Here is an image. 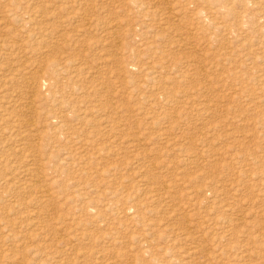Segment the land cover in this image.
I'll use <instances>...</instances> for the list:
<instances>
[{"label": "rangeland", "instance_id": "obj_1", "mask_svg": "<svg viewBox=\"0 0 264 264\" xmlns=\"http://www.w3.org/2000/svg\"><path fill=\"white\" fill-rule=\"evenodd\" d=\"M168 1L0 0V264H264V0Z\"/></svg>", "mask_w": 264, "mask_h": 264}, {"label": "bare ground", "instance_id": "obj_2", "mask_svg": "<svg viewBox=\"0 0 264 264\" xmlns=\"http://www.w3.org/2000/svg\"><path fill=\"white\" fill-rule=\"evenodd\" d=\"M155 1H156V0H152V2H155ZM162 1H163V0H162ZM164 1H165V0H164ZM169 1H170V0H169ZM169 1H168V2H169ZM158 3H159V2H158ZM169 3H170V2H169ZM53 5H55V4H53ZM168 5H169V4H168ZM50 6H51V5H49V7H50ZM43 8H45V7H43ZM50 8H51V7H50ZM45 9H46V8H45ZM48 9H49V8H48ZM60 9H61V8H60ZM60 9H59V10H60ZM66 9H67V8H66ZM66 9H65V10H66ZM169 9H170V8H169ZM38 10H39V9H38ZM55 10H56V9H55ZM62 10H63V8L61 9V12H62ZM41 11H42V10H41ZM48 11H49V10H48ZM50 11H53V13L55 12L53 9L50 10ZM50 11H49V12H50ZM57 11H58V10H57ZM174 11H176V10H174ZM38 12H39V11H38ZM35 13H36V12H35ZM35 13H34V15H35ZM40 13H41V12H40ZM40 13H39V14H40ZM51 13H52V12H51ZM53 13H52V14H53ZM55 13L57 14V12H55ZM161 13H162V12H161ZM166 13H167V12H166ZM39 14H38V15H39ZM47 14H49V13H47ZM59 14H62V13H60V11H59ZM156 14H158V12H157ZM36 15H37V14H36ZM57 15H58V14H57ZM161 15H163V14H161ZM167 15H168V14H167ZM48 16H49V15H48ZM54 16H55V15H54ZM165 16H166V15H165ZM165 16H164V17H165ZM49 17H50V16H49ZM162 17H163V16H162ZM164 17H163V18H164ZM31 18H32V17H31ZM56 18H58V17L56 16ZM33 19H34V18H33ZM47 19H48V18H47ZM167 19H168V16H167ZM167 19L164 18V20H167ZM35 20H36V19H35ZM35 20H34V21H35ZM45 20H46V19H45ZM48 20H49V19H48ZM54 20H57V19H54ZM46 21H47V20H46ZM49 21L51 22L52 19H50ZM38 22H39V21H38ZM52 22H55V21H52ZM166 22H167V21H166ZM34 23H35V22H34ZM47 23H48V22H47ZM167 23H168V22H167ZM52 24H53V23H52ZM53 25H54V24H53ZM42 26H43V24H42ZM42 26H41V27H42ZM49 27H50V26H49ZM38 28H40V27H38ZM47 28H48V27H47ZM41 29H42V28H41ZM167 61H168V60H167ZM150 62H151V61H150ZM162 62H163V61H162ZM151 63H152V62H151ZM152 64H153V63H152ZM158 64H159V63H158ZM158 64H157V65H158ZM157 65H156V66H157ZM151 66H152V65H151ZM158 66H159V65H158ZM162 66H163V65H162ZM162 66H161V67H162ZM148 67H149V66H148ZM161 67H160V68H161ZM143 70H144V69H143ZM145 70H146V69H145ZM148 70H150V69H148ZM153 71H154V70H153ZM153 71H152V72H153ZM159 71H160V70H159ZM145 72H146V71H145ZM145 72H144V74H145ZM152 72H151V73H152ZM155 72H156V71H155ZM160 72H161V71H160ZM156 73H157V72H156ZM158 73H159V72H158ZM164 73H165V72H164ZM152 74H153V76H155L154 73H152ZM160 74H161V73H160ZM167 74H168V72H167ZM147 75H148V76H147L148 78H146V77H145V78L150 80V79L152 78L151 74L149 75V72H148ZM161 75H162V74H161ZM158 76L160 77V75H158ZM163 77H164V75H163ZM142 78H143V77H142ZM157 78H158V77H156L155 79H157ZM168 78H170V77H168ZM152 79H153V78H152ZM164 79H166V78H164ZM141 80H142V79H141ZM149 80H147V81H149ZM157 80H159V79H157ZM170 80L172 81V79H170ZM150 81H152V80H150ZM165 81H166V83H168L167 80H165ZM165 81H164V80L161 81V79H160V82H163V84H164ZM142 82H144V81H142ZM153 82H155V81H153ZM153 82H152V83H153ZM174 82H176V81H174ZM174 82H172V83H174ZM147 83H148V82H147ZM172 83H170V85H171ZM138 84H139V83H138ZM142 84H143V83H142ZM144 84H145V83H144ZM149 84H150V83H149ZM149 84H148V85H149ZM155 84H156V83H155ZM163 84H162V85H163ZM175 84H177V83H175ZM160 85H161V84H160ZM166 85H167V84H166ZM136 86H137V84H136ZM151 86H152V85H151ZM151 86H148V87H151ZM137 87H138V86H137ZM137 87H136V90L140 89V88H137ZM148 87H147V88H148ZM159 87H160V86H159ZM159 87H158V88H159ZM158 88H156V90H158ZM161 88H162V89H161ZM161 88H159V90H160V89L162 90V92H161L160 94H162L163 92H165L167 95H169V94H171V91L174 90V89H171V88L168 87V86H166V87L164 86V87H161ZM172 88H173V87H172ZM142 89H143V88H142ZM142 89H141V90H142ZM145 89H146V88H145ZM148 89H149V88H148ZM148 89H147V91H148ZM150 90H151V89H150ZM138 91H139V90H138ZM142 91H143V90H142ZM154 92H155L156 94H158V93H157L158 91H154ZM154 92H152V93H154ZM175 92H177V91H175ZM175 92L173 91L172 96L174 95ZM155 93H154V95H155ZM164 95H165V94H164ZM151 96H153V94H151ZM153 97H154V96H153ZM169 97H170V95H169ZM156 98H157V97H155V99H156ZM153 101H154V99H153ZM154 104H157V103H156V100H155V103H154ZM151 105H152V103H151ZM154 106H156V105H154ZM83 113H84V112H83ZM59 118H60V117H59ZM59 118H58V120H59ZM62 118H63V117H62ZM60 119H61V118H60ZM63 119H64V118H63ZM63 119H62V120H63ZM60 121H61V120H60ZM108 121H109V120H108ZM66 122H67V120H66ZM66 122H65V123H66ZM106 122H107V121H106ZM106 122H104V123H106ZM109 122H110V121H109ZM62 123H64V122H62ZM67 123H68V122H67ZM110 124H111V123H110ZM61 125H62V124H61ZM64 125H65V124H64ZM67 125H68V124H67ZM67 125H65V126L68 127ZM69 126H71V125H69ZM62 128H63V130H64V126H63ZM68 128H69V127H68ZM66 129H67V128H66ZM74 129H75V128H74ZM74 129H73V130H74ZM67 130H68V129H67ZM46 189H47V188H46ZM46 191H48V190H46ZM149 191H150V190H149ZM44 192H45V191H44ZM38 193H39V192H38ZM41 193H42V191H41ZM43 194H44V193H43ZM44 195H46V194H44ZM46 197H47V196H46ZM0 205H1V204H0ZM1 206H3V205H1ZM5 207H6V206H5ZM1 208H3V207H1ZM11 208H12V207H11ZM11 208H10V209H11ZM5 209H7V207H6ZM2 210H3V209H2ZM19 210H20V209H19ZM4 211H5V210H4ZM8 211H9V210H8ZM19 212H20V211H19ZM4 213H5V212H4ZM32 213H33V212H32ZM46 213H47V212H46ZM0 214H1V216H2V213H0ZM34 214H35V213H34ZM5 215H6V214H5ZM29 215H31V214H29ZM6 216H7V215H6ZM8 216H9V215H8ZM20 216H21V215H20ZM35 216H36V215H35ZM39 216H40V215H39ZM3 217H5V216H3ZM7 218H8V217H7ZM14 218H15V217H14ZM18 218H19V217H18ZM2 219H3V218H2ZM32 219H33V218H32ZM8 220H9V219H8ZM2 221H3V220H2ZM10 221H11V220H10ZM0 222H1V220H0ZM11 222H12V221H11ZM11 222L8 221V224H6L7 226H5V227H8V229H6V230H8L7 232H9V233H6V232H5V233L2 235V237H0L1 239L3 238V236H4V237L6 236L7 238H8V237L11 238V236H12L13 239L16 237V236L14 237V231H15V230L13 229V228H14V223H13V222L11 223ZM15 222H16V221H15ZM2 223H3V222H2ZM4 223H5V222H4ZM4 223H3V224H4ZM17 224H18V223H17ZM35 224H37V223H35ZM4 225H5V224H4ZM1 226H2V224H1ZM67 226H68V225H67ZM72 226H73V225H72ZM72 226H71V227H72ZM5 227H2V228H5ZM37 227H38V226H37ZM41 227H42V226H41ZM41 227H40V228H41ZM56 227H57V226H56ZM68 227H70V225H69ZM75 227H77V226H75ZM15 229H16V228H15ZM47 229H49V228H47ZM70 229H71V228H70ZM10 230H11V233H10ZM76 230H77V229H76ZM71 231H72V230H71ZM1 232H2V231H1ZM1 232H0V234H2ZM35 235H36V234H35ZM45 237H46V236H45ZM16 238H17V237H16ZM16 238H15V239H16ZM18 238H20V237H18ZM1 239H0V240H1ZM4 239H5V238H4ZM15 239H14V240H15ZM6 240H7V241H6V243H7L9 240H8V239H6ZM16 240H17V239H16ZM9 243H10V242H9ZM11 243H12V242H11ZM0 245H1V244H0ZM5 245H6V244H5ZM9 245H10V244H9ZM3 246H4V245H3ZM7 246H8V245H7ZM8 247H9V246H8ZM39 247H40V246H39ZM10 248H11V247H10ZM30 249H31V248H30ZM37 250H38V249H37ZM217 250H218V249H217ZM34 251L36 252V249H35ZM32 252H33V251H32ZM37 252H38V251H37ZM33 253H34V252H33ZM53 256H54V255H53ZM53 256H52V257H53ZM52 257H50V260H51ZM57 257H58V256H57ZM3 260H4V259H3ZM52 260H53V259H52ZM56 260H58V259H56ZM36 261H37V260H36ZM53 261H55V260H53ZM4 262H5V261H4ZM6 262H7V261H6ZM8 262H9V261H8ZM33 262H34V261H33ZM33 262H32V263H33ZM55 262H56V261H55ZM62 262H63V261H62ZM49 263H50V261H49ZM49 263H48V264H49ZM59 263H60V262H59ZM6 264H7V263H6ZM37 264H39V263H37ZM45 264H46V263H45Z\"/></svg>", "mask_w": 264, "mask_h": 264}]
</instances>
